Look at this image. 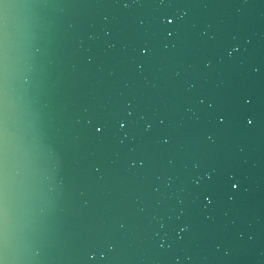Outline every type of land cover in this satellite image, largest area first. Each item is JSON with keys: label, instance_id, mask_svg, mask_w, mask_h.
<instances>
[{"label": "water", "instance_id": "1", "mask_svg": "<svg viewBox=\"0 0 264 264\" xmlns=\"http://www.w3.org/2000/svg\"><path fill=\"white\" fill-rule=\"evenodd\" d=\"M0 264H264V0H0Z\"/></svg>", "mask_w": 264, "mask_h": 264}]
</instances>
